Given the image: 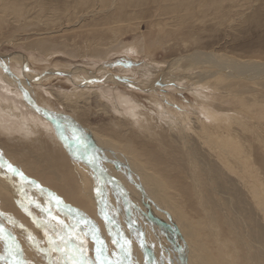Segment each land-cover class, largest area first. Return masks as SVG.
Listing matches in <instances>:
<instances>
[{
  "label": "rangeland",
  "instance_id": "obj_1",
  "mask_svg": "<svg viewBox=\"0 0 264 264\" xmlns=\"http://www.w3.org/2000/svg\"><path fill=\"white\" fill-rule=\"evenodd\" d=\"M225 5L229 6L228 7L229 9L227 11H225L224 13H222V14L218 13L217 14L214 12V10L211 11V9H210V11L207 12V14L202 15V16H197L198 18L196 17L195 19H192L191 22L188 24L172 25V24H170V22L167 23V21H170V19H172L171 16L169 15L168 18L166 16H164L165 18L164 17L162 18V20H163L162 23H164V22L165 23L163 24L164 26L162 28H159V25L156 22V20L158 18L157 16H156V18H155V16L152 18H149V16L152 14L157 15V11H150V12L146 11L144 13L147 17V23L144 25H141V28H140L141 31L144 33V35H143L144 38L142 39V36H140V34H139L140 32H130L129 26L127 24L121 25L120 28L122 27V29H120L121 35L119 37V39H120L119 45L122 48L124 47V49L118 48L114 51L102 50L98 46H94V47L92 46L93 47L92 48L90 42H91V40H93V38L95 36L101 34V32H99L101 29H99L97 31L100 34H98L96 32H92L91 30L94 29V27H91L90 25H88L92 21L91 22L88 21L89 23L87 21L86 22L81 21V23L80 22L77 23L76 21L80 20L79 16L78 17H70L71 20H67V21H66V19H64V21L61 23H59L60 22L59 21L58 22V24L60 25V26L58 25L59 28L57 27V24H56V26L51 25L52 27L49 25L51 27L50 28V27L46 26L45 24H42L43 23L42 20H40V19L37 20V18H32L31 19L32 21L31 20L28 21L30 17H28V18L23 17L21 19L22 21L19 20V23H18V20L13 19V17L11 15H10V17H12V18H10L8 21H5L4 25H1V28H0V53L1 54L4 53V55H7L9 57H8V60L6 59L7 60L6 63L2 59V57H0L1 58V60H0V95H2V98L0 96V99H1V101H0V114H1L0 119L5 114L4 119L6 120V122L10 121L12 124H15V125H9L10 127L7 126L6 127L7 129H6L3 126V125H6V123H4L3 121H2V123L0 122L1 123L0 124V130H1L0 131V145H2V147H3L2 149H4L5 152L8 149L20 152L22 150H25L27 148V146L29 144L31 145V142H34V141L35 142L45 141V142L49 143L48 147L46 146L45 148L40 150L41 152L43 151L42 155L46 156V158H45L46 160L44 159L46 163H44V164L46 166H48V168H46V170H45V168L42 167L40 174L39 173L34 174L31 172H28L26 169V165L24 164V162H21V160L17 156V154L13 153L12 154L13 157L8 156L7 153H5V154L8 156L9 162L14 167L20 168L21 171H23L24 174L30 178V180L36 181V183L41 188L46 187V190L44 188V190H45L44 192H40L39 189H35L37 191L36 194H38L37 195L38 198L31 196V191H32L31 187L32 186H30V188L25 187V191L28 193V195L31 198L35 199L36 201L39 200L38 202L41 205L48 206V205H46V202H45L48 199L47 193L49 191H47V190L48 189L52 190V191H50L52 193L54 191L55 195L58 196L66 205H67V203H68V205L71 204L70 206L72 209L74 208V210H79V211L83 212V214H85V216L87 218L91 219V221H93L98 226L99 230L102 231V232L101 231H99V232H100V234H102L101 236H102L104 242L108 246L109 253H111L112 251L115 250V246L110 241L112 238L107 231V226L105 224L106 222L104 221V219L101 218V215L99 214V209L102 205L100 204L99 201H97L98 200L97 195L94 193V190H93L94 189V187H93L94 181H92L93 180V174L89 170H87V172H86L87 176L85 174L82 176L80 174L81 170L79 171L78 170L79 168L77 169L78 163H76V161L71 156V154L68 150L69 148L66 147L67 144L65 142H63L62 134L64 133V131L59 126V125H64V124L65 125H73V123L70 124L68 122V124H66L67 122L66 121L63 122L61 120L62 118H59V117H61V116L62 117L63 116L69 117L68 115H71V117H69V118L75 122L74 125H76V126H78L80 124V125L84 126L86 128V130L87 129L89 130V127L91 126L93 128V130L97 133H103V132H105V131L107 132L109 130H110V132H112L111 130H113V128L110 126L118 125V124H120V121L126 120L124 118H120V116H121V113L123 110L128 109L127 107H131V105L128 106L129 104H135L136 103L137 104L136 106H139L142 103V105L146 106L147 111H149L150 113H153L151 115L153 117H155L156 119H158L165 126V127H163V129H165L164 130L165 133L170 132V129L168 128V127H170L168 125V122L170 120H172L170 118H172V116H173V118H178L176 116H180L181 121L185 122V126L184 125L183 126L185 128H187V130L189 132L192 133V136L196 135L195 136L196 141H197V135H198L200 142H201L202 140L208 139L209 136L207 133L203 132V130L200 126L201 124H199V122L201 119L204 121H210L209 114H210V111L212 110L213 112L211 111V114H213V113L217 114L218 113L217 115H220L221 113H223V115L225 114L227 116L229 114V118L231 117V119H229V120L232 123L235 122V123H233L234 132L235 133H237V132L241 133L240 135H241L242 141L241 140L240 141L242 144H244L245 149H246L245 153L242 154L243 158L245 155L246 157H249L252 162L257 161V163H258V161H261L262 158L264 159V102H262V101H264V82L262 81L263 84H261L262 83L261 82V83H259L260 84L259 85L257 82L254 81L255 77H250L251 79L249 78V76H247L248 78L245 77L246 76L245 74L248 75L250 72L243 74L244 76L240 72L238 73V75L228 74L229 76H228L227 80L229 82V85H231V88L230 89L226 88V90L225 89L222 90V89H220L219 84L217 83V80L213 78V77L216 78L217 75H219V74L213 75L212 71H215V72L217 71L213 67H210L211 68L210 69L209 67L205 66L207 68V70L205 67H203V70H202V68L200 70L194 68V69H192V71H188V70H184L183 67L181 66L182 63L180 62V58H182V61H183V57L184 58L188 57L190 54H194L197 52H201V53L205 52L208 54L211 53L210 56L216 57L218 59H220V58L224 59L225 58V60L230 61V65H232V63H233L236 66L235 69L238 67H239L238 69L243 68V67H240V66H243L242 65L243 61L252 62L251 64H254V65H256L255 63H264V0H227V1H224L221 5H219L217 10L219 11V10L223 9ZM224 9H226V8H224ZM103 18L104 17L101 16V18H99V20L96 23H102L101 21L103 20ZM26 23H30V24H26ZM75 23H77V24H75ZM32 24H34V25H32ZM2 26H5V27H2ZM44 26H46V27H44ZM133 27H135V25ZM124 28H126V29L123 30ZM33 31H35V32L33 33ZM101 31H102V33H104L105 29L101 30ZM162 31H165V32L163 33ZM18 33L19 34L21 33L22 36L16 37L15 35ZM106 34H107V38H108L109 34L108 33H106ZM24 36H26V37H24ZM45 38L48 40H46ZM142 40H143V43H142ZM41 41H43V43ZM44 41L46 42V45L44 44L45 43ZM140 42H141V44H140ZM37 43H38V45H37ZM40 43H42L43 46H47V49H49V52L51 50L55 49L54 51L50 52V54L51 53L53 54V57H50L52 54L51 55L49 54V56L47 57V55L42 53L43 51L40 49L41 47H39ZM50 44L53 46H51ZM121 44H122V46H121ZM32 45L34 47H32ZM49 45H50V47H49ZM135 46H137V47H135ZM94 48H97V50L100 49L101 52L96 51L94 53L92 52L93 53L92 54L91 50ZM129 48H130V50H129ZM132 49H133V51H132ZM143 50H144V54H143ZM115 51H117V52L115 53ZM18 53L25 54L27 57V58L25 57L26 62H25L24 66L21 65L19 67V63L11 60L12 55L18 54ZM69 53H70L71 57H70ZM113 53H115V54H113ZM94 54H96V55H94ZM97 54H98L99 58L98 57L96 59L93 58V57L97 56ZM108 54H109V56H108ZM4 55H2V56H4ZM36 57H39V58H36ZM101 57H102V60H101ZM177 59H179V60H177ZM184 61H185V59H184ZM235 62H237V64ZM1 63H3L4 65ZM175 63L178 64V66H176ZM226 63H228V62H226ZM239 63H241V64H239ZM174 64L176 67L174 66ZM234 65H232V66H234ZM173 66H174V68H173ZM121 67H123L124 69ZM77 68H83V69L78 71V70H76ZM185 68H188V67L186 66ZM53 69H55V70H53ZM88 69H90L89 70L90 72L86 71ZM180 69H181V71H179ZM25 70L28 72L36 73L37 74L36 76L39 77V80L37 78L32 80L34 82L29 80L26 77L28 73L27 72L25 73ZM204 70L207 72H205ZM209 70H210V74H209ZM54 71H56V72H54ZM9 72L12 75L10 77H9V75H10ZM200 72L201 73L203 72V73L198 74ZM6 73L9 75H7ZM96 73L98 74V77H99L97 79L98 82L97 81L95 82L92 78V76H97ZM187 73H189V74H187ZM195 73L198 74L199 77L193 76L194 78H192L191 76ZM71 74H73V75H71ZM78 75H80V76L78 77ZM113 75H117L118 77L121 76V78L120 79L115 78V77H113ZM189 75H191V76L189 77ZM233 76H235V77H233ZM11 77H13V78H11ZM230 77H233V78H230ZM262 79L264 80V77ZM262 79H259V80H262ZM27 80L29 82L30 87L28 85H25V83H24V82H27ZM200 80H202V81H200ZM230 80L232 81L231 83H233V84L230 83ZM259 80H256V81H259ZM148 81L150 82L149 84L147 83ZM215 81H216V84H218V85L216 86V85L212 84V86H210L211 85L210 83H215ZM76 83H78V84H76ZM235 83L237 85H235ZM150 85L152 87H150ZM203 85H205V86H203ZM213 85H214V87H213ZM6 87H7V89H6ZM10 87H11V89H10ZM76 87H77V89L79 88V89H85V90H91L92 88L95 87L96 90L97 89L99 90L103 99L101 100L100 103L95 97H93L90 100V102H88V103L84 102L83 99H81L82 101H80V104L75 105V103H73V102L68 103V106L65 108V106L64 107L62 106L63 105L62 103L57 101L54 94L52 95V93H51L52 89L56 90L57 92L58 91L63 92L64 93V96L62 95L63 97L66 96L65 98H68V99L72 98L71 100L73 101V99H75V97H72L69 95H72L70 92L73 88L75 89ZM109 87H111L113 89H111ZM114 87H115V89H114ZM203 87H206V88H203ZM209 87H211L212 89H210ZM253 87H255V88H253ZM13 88H15V89H13ZM107 88H108V90H107ZM204 89H206V90H204ZM219 89L222 91H220ZM242 89L247 92L246 95H244V96H245V98L246 97H248V98L245 99L244 96H239L240 98H238V96L236 94H238L237 92H240V90H242ZM7 90H8V92H7ZM13 90L16 92H14ZM116 91H117V93H116ZM14 93H16V95H19V96H16V95H15V97L12 96V95H14ZM63 93H61V94H63ZM234 93H235V95L232 96L231 94H234ZM221 94H223V95H221ZM223 96H224V98H226L225 99L226 101L224 100ZM3 98L5 101L3 100ZM6 98L9 101H6ZM116 98H118V99H116ZM125 98H126V100H125ZM132 99H133V101H132ZM71 100H70V102H71ZM123 100H124V102H123ZM131 101L133 103H131ZM238 101H239V103H238ZM3 102L6 103V106L3 105ZM10 102L11 103L13 102L12 103L13 106H12V104H10ZM14 102H15V104H14ZM127 102L129 103L128 105H127ZM247 102H248V104L250 103L249 105L251 107L247 106L248 105ZM258 102L260 103V105L257 104ZM208 103L209 104L211 103V107L209 106ZM254 103L256 105L255 108L253 107L255 105H251ZM245 104H247V105H245ZM8 105H10V106H8ZM21 105L23 106L22 108H21ZM160 105H162V106H160ZM16 106H17V108H16ZM10 107H11V110H10ZM19 108L21 109V111ZM240 108L242 109V111H246L243 121L245 122L244 124H246V122H247V125L244 129L241 127V125H244V124L237 123L235 121L236 118L234 116L236 114V112L239 113L241 111ZM246 108H248V109L246 110ZM250 108H252V109H250ZM71 109L76 112V115L74 112H72ZM13 110L15 113L12 112ZM238 110H240V111H238ZM6 111L12 117L10 115H7ZM106 111H109V112L107 113ZM118 111H120V112H118ZM221 111H223V112H221ZM4 112H6V113H4ZM22 112H27V113H23V114H26L27 115L26 117H28V118L25 119L24 126L22 127L23 129H21L20 132L19 131L13 132V126L16 127L21 121V120L19 121L18 118H13V117H15L17 115H18L17 117L21 116ZM126 112H127L128 116H131V118L134 121H136V122L138 121V118L136 116H133L132 112H130L129 110H127ZM16 113H17V115H14ZM28 113H30V114L28 115ZM73 113L75 116H73ZM187 114H188V116H187ZM156 115L159 117H157ZM30 116L33 117L32 120L29 119ZM121 117H124V116H121ZM143 117L145 118V116H143ZM247 117H249L250 120ZM34 118H35V120H34ZM42 120H43V122H42ZM191 120H193V121H191ZM196 120H198V125H195V123H194V121H196ZM44 121H46L47 123ZM33 122H35V123H33ZM114 122H115V124H114ZM39 125H41V126L43 125V127L45 128L43 131L44 132L43 136L46 134L44 136L45 140H43V138H40V136H39L38 131L41 130V129H38ZM250 125H258V126L251 127ZM29 126L31 128L35 127L36 130L31 129ZM18 127L20 129V126H18ZM95 127L98 129H96ZM105 127H106V130L104 131ZM114 127L116 128L115 133L117 135L122 134V132H123L121 130V129H123L122 126H121L122 128H119L120 127L119 125L114 126ZM197 128H198V130H197ZM3 130L4 131L7 130L6 131L7 133L4 132ZM157 130L159 131L160 129L157 128ZM119 131H120V133H119ZM133 131H134V129L133 130L130 129V131L127 132V134H130V133L133 134ZM159 132L161 133V131H159ZM194 132H196V133H194ZM15 133H18V134H16L14 136ZM9 134H11V135H9ZM29 134H32V136ZM6 135H8V136L6 137ZM36 135H37V137H36ZM162 135L164 138L165 134H162ZM132 136H134V135H132ZM35 137H36V139H35ZM14 138L16 140H14ZM38 138H39V141H38ZM145 138H146L145 136L141 137L142 140H144ZM31 139H32V141H31ZM53 140H55V141H53ZM164 140L166 141V142L165 141L163 142V144H165L164 148L166 147L164 151L167 153H165L163 156L156 155L155 157H160V158L159 159L155 158V160H153L154 164L158 166V170H157L158 172L156 173V170L154 171V170L148 169L150 172L154 173L155 175L157 174L156 176L160 179L159 181L164 183V189H163V187L156 186L157 189L161 188V190L158 191L161 194H158V195H154V194L148 195V194H144V192L141 193V191L139 192L138 190H134V195L138 199L137 203L140 205V207L143 210H145L147 212L148 216L150 215V213L152 214V216L150 215L148 218L152 219V221H154L153 222V226H154L153 230L156 232V234L158 232V235L155 234L156 236L153 235L155 232L154 231L152 232L151 230H149L150 232H143L144 237L143 236L142 237L144 238L143 240L145 242V245L148 247V245L146 243H150L148 250H150V249L151 250L148 253L144 247L143 248L140 247L139 240L138 241L136 240L137 238H132L133 239L132 243H133L134 251H135L134 255L137 257V259L135 257V260H134L136 262V264L137 263L138 264H145L146 257H149L151 255H152V257H154L155 254L156 255L159 254L158 252H162V247L164 250L163 252L165 253L166 250H169V251H166L167 255H170L172 257L171 259H173L174 261H179V264H183V263L184 264H193V263L195 264V261L192 259L193 254H195L197 256V259L200 260V262L202 261L201 264H209V262H211V264H220V263L225 264L226 261L229 262L226 264H233L234 262H235V264H236V262H237V264H260V263H262V261H264V243H263V240L261 239V237L259 236V232L262 228L264 230V212H263L264 211V199L261 197V194L264 193V184L259 185L260 182L253 179L256 177L254 175L248 174L243 169V164H241V165L236 164V166H235L234 163H230V165L233 166L235 168V170L237 169L236 172H233L231 169L228 168L227 162H226V165H224L222 163V161L218 160V157L215 153L213 156V158L214 157L216 158V159L214 158V160H215L214 165L216 166L217 170L219 169L218 171H220V172H218V173L219 174H225L226 177H228L227 180H229L231 182L229 184L226 181H224L220 184H218V182H217V183H214L213 185H211L209 188H207L206 186H205V188H202L200 186H202V184L205 183L206 180H204V182H200V184L201 183L202 184L201 185L199 184L200 185L199 187L193 186L194 185L193 183L195 181H197V179L195 176H193V170H192V166H191L192 164L189 163V165H190L189 166L188 165V159L186 158V156L184 155L181 157V155H180V154H182L181 151H183L182 149L179 150L180 144L177 143V141H174V143H173V140H176V139L175 138L172 139L169 134L165 135ZM13 141L14 142L18 141L17 143H19L20 145L17 146L16 144H14ZM57 141H59L63 145L66 144V146L64 145L63 149H59L60 145H58L56 143ZM215 141L216 142L219 141V142L216 143ZM148 142L153 143V144L150 143V145H149L150 149H154V148H155V150L158 149V145L155 142L150 141L149 138H148ZM208 142H209L208 143L209 145H207L206 148L208 149V147H209L208 150L211 153H214L215 152L214 150H216V152L220 151L223 148V146L224 147L226 146L223 142H220V140L215 139V137L209 138ZM210 144H212V145H210ZM32 145H34V144H32ZM213 146H214V149H213ZM173 148H174V151H172ZM175 148H176V150H175ZM62 150H63V152H62ZM225 150H226V147H225ZM49 152L51 154H49ZM172 152H173V154H172ZM178 152H180V153L178 154ZM199 152L202 153V156H203L204 153L200 150H199ZM67 153H68V155H67ZM49 155L51 157H48ZM61 155H62V157H61ZM172 155H173V158H172ZM176 155H178L177 156L178 158L176 157ZM53 157H55V159ZM184 157H185V159H184ZM167 158L168 159L170 158L169 159L170 161H168ZM179 158H181V159H179ZM56 159H57V161H56ZM203 159H202V157H200V160H203ZM70 160H72V161H70ZM172 160H173V162H172ZM182 160H184V161H182ZM206 160H210V159L207 158ZM55 161H56V163H55ZM167 161H168V164L171 163V165H168ZM203 161L205 162V159ZM71 162L74 163L75 165L72 164ZM58 166L59 167L61 166V167L59 168ZM166 166H167V170H166ZM173 166H175V168L177 170L176 169L174 170ZM258 166H259V163H258ZM144 167H146V166L144 165ZM170 167H173V168L170 169ZM88 171H89V173H88ZM167 171H168L169 175L166 174ZM50 172H52L54 174H52ZM159 172H160V174H159ZM174 172L177 174V176ZM178 172H180V173L178 174ZM59 174L60 175L62 174V175L60 176ZM88 174L92 177H90ZM161 174H162L163 178L161 177ZM171 174L174 175L173 177H175V178H173V177L171 178V176H172ZM242 175L245 176L246 180H248V181L243 180ZM54 176L57 177V180L55 183L53 182ZM63 177H64V179H63ZM179 177L182 179V181H181V179H179ZM50 178L52 180L48 181V179H50ZM65 178H67V179H65ZM187 180L191 183H189ZM62 181H63V183H62ZM64 181H67V183L65 184ZM68 181H69V183H68ZM130 182H132V185H133L132 188H134V186L137 185L136 183H138L140 181L130 179ZM171 183H173L174 187H171L169 185ZM254 183H256V184H254ZM70 185H71V187H70ZM214 186L216 188L215 190H213ZM218 186H219V188H218ZM63 187H65V188H63ZM175 187H177V188L181 187V188L177 189ZM85 188L88 191L89 195H91V196H89V197L85 196V194L83 192L85 190ZM191 188H194V189H191ZM199 188H201L205 192V193H203L204 195L201 196L200 198L198 197L201 195L199 193ZM175 189H176V192L178 190V192H179V194H181V196L178 195V192L176 194L179 197L176 196L175 192H172V191H175ZM139 190H140V188H139ZM163 190H164V192H163ZM170 190H172V191H170ZM181 190H183V191H181ZM135 191H137V192L135 193ZM166 192H168V193H166ZM206 192H207V194H206ZM194 193H195V195H194ZM196 193H197V195H196ZM111 195H112V198L109 197V195H107L108 197H106V198L111 199V202L114 203L113 205H117L119 203V199L114 195L113 192L111 193ZM163 195H165V196H163ZM229 195H231V196H229ZM148 196H151V197H148ZM65 197L69 198V200H66ZM162 197H163V200H162ZM113 198H115V199H113ZM150 198L155 203L158 202V200L161 202V203L158 202L159 204L156 203L157 205L152 202V204L156 205V206L153 205V210H149L147 208V205H149L148 202H150ZM153 198H154V200H153ZM208 198H210V199L208 200ZM22 199H24V197ZM63 199L66 200V202ZM139 200H140V202H138ZM165 200H166V204H165ZM169 200H171V201H169ZM206 200L209 202H207ZM14 201L15 200H14V196H13L10 199L11 206L8 203L9 207L7 209H6V206H3L1 204L0 213H6L7 212V215L11 214L13 216V219L16 221V225L12 226L11 223H9V221L4 216H0V224H3L5 229L7 231H10L12 233V235L15 236L16 241H18V243L20 244V246L22 248L23 256L26 260L31 261L32 264H46V260L44 259L43 254L38 253L35 250V248L31 246V244L26 239L25 231L22 229L23 232L21 233V230H20L21 228L19 227V225H23L24 229H27L28 232L33 234V236H35L36 239L41 242L40 247H47L46 243L44 242L45 237L43 235V230L40 228H37V226L33 223L32 217L27 215L20 208L19 204L17 202H14ZM141 201H142V204H141ZM81 202H83V203H81ZM25 203H27V200H25ZM80 203L84 206L80 205ZM214 203H216V204H214ZM170 204H172V205H170ZM173 204L174 205L177 204L176 205L177 207L174 206ZM120 205L122 207V204H120ZM33 209H35V210H33ZM37 209H39V208H36L34 205H31V207H30V210L32 211V213L34 215L36 214L35 216L36 217L38 216L37 218H41V216H42L40 213L41 211L39 212L40 213L39 214L38 211L40 209L39 210H37ZM154 209H156V210H154ZM1 210H3V211H1ZM88 210L89 211L91 210L90 212H92L93 214L90 213ZM159 210H162V211L159 212ZM171 210H173V211H171ZM199 210H201V212ZM206 210H207V212H206ZM198 211L200 212V216L198 215V217H197L196 213L199 214ZM52 212H54L53 213L54 215L59 216L60 219H62V220L66 219L67 213L65 211L61 215L60 213H58L56 211L55 208H53ZM169 212L173 216H171L169 214ZM208 212H210V214ZM213 212H215V213H213ZM183 213H185L186 216H188L190 218L185 217V214H183ZM69 214L75 215L74 212L69 213ZM204 214H206V215H204ZM119 215H120V213L117 216L119 217ZM192 215H194V216H192ZM207 215H209V216L207 217ZM63 216H64V218H63ZM123 217H124V215H123ZM161 217H162V219H161ZM201 217H203L202 218L203 220L201 219ZM250 217H252V218H250ZM93 218H96V219H93ZM157 218L159 219V221ZM194 218H195V220H194ZM208 218L210 219V221ZM228 218L230 221L228 220ZM156 219L158 222L156 221ZM169 219H171V220H169ZM246 219H249L250 221L246 220ZM226 220L229 223H227ZM251 220L254 221L256 228H258L257 225L259 226L260 229H257L258 231L253 230L254 226H253ZM174 221H175V223H174ZM200 221L201 222L204 221V222L201 223ZM65 222L67 223L70 221L68 219H66ZM155 222H157V223H155ZM196 222H197V224H196ZM216 222H218L219 224ZM243 223H245V224L243 225ZM157 224H159L162 227H160ZM163 225L167 226V228L164 227ZM170 225H172V226H170ZM16 226H17V228H15ZM189 227L191 229H189ZM215 227L218 228V231H217V228L215 229ZM159 228H160V230H159ZM161 228L164 230H162ZM200 228H202L203 230L201 231ZM192 229H194V230H192ZM206 229H207V231H206ZM236 229H237V231H236ZM113 230H114V228H113ZM174 230L176 231L175 233H174ZM230 230L232 232H230ZM233 230L235 232H233ZM191 231H193V232H191ZM203 231L206 233H204ZM216 231L219 233L222 231L223 233L222 232L221 233L223 234V236L221 233L219 236V233H216ZM241 231L244 232V235H243V232H241ZM164 232H166L168 236H166V233H164ZM150 233H152L151 236L149 235ZM231 233H236L238 237L236 235L234 236V234H231ZM145 234H146V237H145ZM169 234H170V236H169ZM215 234H217V235H215ZM208 235H210V236H208ZM212 235H213V238H212ZM248 235H250L251 237L250 236L247 237ZM103 236L107 240H105ZM195 236H196V238H194ZM252 236H253V238H252ZM208 237H210V238H208ZM232 237H233V239H231ZM157 238H159V240ZM191 238H193L192 241H190ZM237 238H239L238 239L239 241L237 240ZM242 238L244 239V241ZM156 240L158 241V243H161V244L164 243V244L161 246V244H158ZM167 240H169V241H167ZM197 240H198V242H196ZM199 240H201L202 242ZM225 240L226 241L228 240V243L229 242L230 243L228 244L227 242H225ZM134 241H136V242H134ZM233 241H235V243L238 242L239 244L236 245ZM240 241H241V243H240ZM92 242L93 241L91 240L90 237L87 238L88 255L90 257L94 255V252H93L94 243H92ZM217 242H220V244ZM242 242H244V243H242ZM109 243H110V245H109ZM152 243H153V245L150 247V245ZM202 243H204V245ZM225 243L228 245L226 246ZM173 244H176L175 248H174ZM200 244H202L203 246ZM216 244H218V245H216ZM158 245L161 247L160 249H159V247L156 248V246H158ZM230 245L232 247H230ZM233 245H234V247H233ZM235 245H236V247H235ZM254 245H256V246H254ZM211 246L214 248H212ZM222 246H224V247L222 248ZM171 247H172V250L170 249ZM219 247H220V249H219ZM2 248H3V242L0 241V251H2ZM173 248L175 251L173 250ZM224 248L226 250H224ZM228 248H230V250ZM238 248L239 249L241 248V249L239 250ZM254 248H255V250H254ZM187 250H189L187 253L188 255L186 254ZM142 251H143V253H142ZM190 251H191V254L189 253ZM202 251H204L203 253L207 252L208 253V254L206 253L207 256L205 254L202 255L203 254ZM224 251H225V253H224ZM154 252H156V253H154ZM183 252H184V254H183ZM223 253H224V256H223ZM228 253L230 254L229 256L227 255ZM216 254H218V255H216ZM208 255L212 256V257H209V259L207 260L205 258V256L208 257ZM213 255H215L216 259ZM220 255H222V256H220ZM257 256H258V258H257ZM203 257H204V259H203ZM217 257H218L219 261L217 260ZM183 258H184V260H183ZM229 258H230V260H229ZM235 258L238 259L239 261H237ZM141 259H143V260H141ZM224 259H225V262H224ZM226 259H228V260H226ZM182 260H183V262H182ZM187 260H189V261H187ZM214 261H216V262L213 263ZM217 261H218V263H217ZM150 262L151 261H149V263Z\"/></svg>",
  "mask_w": 264,
  "mask_h": 264
},
{
  "label": "bare ground",
  "instance_id": "obj_2",
  "mask_svg": "<svg viewBox=\"0 0 264 264\" xmlns=\"http://www.w3.org/2000/svg\"><path fill=\"white\" fill-rule=\"evenodd\" d=\"M224 1H227V0H0V28H1V25H4L5 24V21H8L10 18H12L13 17V19H15V20H18V23H19V20L20 21H22L21 19L23 18V17H30L29 18V20L28 21H30L32 18H37V20H42V24H45L46 26H48V27H50L51 25H55L56 26V24H57V27H58V22L59 23H61V22H63L64 21V19H66V21L67 20H71L70 19V17H78L79 16V18H80V20H78V21H76L77 23L78 22H80L81 23V21H89V22H91V23H89L88 25H90L91 27H94V29H90L92 32H96V33H98V34H100L99 32H101V34L100 35H97V36H95L94 38H93V40H91V42H90V44H91V47L93 46H98V47H100V49H102V50H107V51H109V50H112V51H114V50H116V49H118V48H122V47H120V45H119V42H120V39H119V37H120V35H121V31H120V29H122V27L120 28V26L121 25H124V24H127L128 26H129V31L130 32H140L139 34H140V36H142V39L144 38V33L141 31V25H144V24H146L147 23V17H146V15H145V13L144 12H150V11H157V15H150L149 16V18H152V17H154L155 16V18H156V16L158 17L157 18V20H156V22H157V24L159 25V28H162L164 25V23H162V18L164 17V16H166L167 18H168V16L170 15L171 16V18L172 19H170V21H167V23L168 22H170V24H172V25H179V24H188V23H190L191 22V20L192 19H195L197 16H202V15H205V14H207V12H209L210 11V9H211V11L212 10H214V12L215 13H224L225 11H227L229 8V6H227V5H225L224 6V8H226V9H221V10H217V8H218V6L219 5H221ZM152 13V12H151ZM156 13V12H155ZM10 15L12 16V17H10ZM101 16H103L104 18H103V20L101 21L102 23H96L98 20H99V18H101ZM165 18V17H164ZM198 18V17H197ZM101 20V19H100ZM154 20V21H155ZM32 21V20H31ZM65 21V22H66ZM17 22V21H16ZM38 22V21H37ZM77 23H75V24H77ZM26 24H30V23H26ZM25 24V25H26ZM40 24V23H39ZM20 25V24H19ZM32 25H34V24H32ZM38 25V24H37ZM36 25V26H37ZM50 25V26H49ZM80 25V24H79ZM87 25V24H86ZM87 25V26H88ZM135 25V27H133ZM151 25V24H150ZM9 26V25H8ZM31 26V25H30ZM46 26H44V27H46ZM60 26V25H59ZM146 26V25H145ZM2 27H5V26H2ZM26 27V26H25ZM29 27V26H28ZM27 27V28H28ZM35 27V26H34ZM40 27V26H39ZM47 27V28H48ZM52 27V26H51ZM50 27V28H51ZM155 27V26H154ZM168 27V26H167ZM182 27V26H181ZM180 27V28H181ZM54 28V27H53ZM59 28V27H58ZM158 28V27H157ZM165 28V27H164ZM172 28V27H171ZM26 29V28H25ZM34 29V28H33ZM99 29H101V30H104L105 29V31H104V33H102V31L100 30L99 32H97ZM126 28H124L123 30H125ZM178 29V28H177ZM184 29V28H183ZM182 29V30H183ZM35 30V29H34ZM39 30V29H38ZM95 30V31H94ZM128 30V29H127ZM181 30V31H182ZM17 31V30H16ZM37 31V30H36ZM18 32V31H17ZM35 31H33V33H34ZM51 32V31H50ZM54 32V31H53ZM57 32V31H56ZM123 32V31H122ZM163 33L165 32V31H162ZM169 32V31H168ZM32 33V34H33ZM39 33V32H38ZM55 33V32H54ZM106 33H108L109 34V36H108V38H107V34ZM129 33V32H128ZM48 34V33H47ZM103 34V35H102ZM28 35V34H27ZM41 35V34H40ZM51 35V34H50ZM53 35V34H52ZM16 37L17 36H22V34L20 33H18V34H16L15 35ZM14 37V36H13ZM24 37H26V36H24ZM23 37V38H24ZM46 37V36H45ZM15 38V37H14ZM43 39V38H42ZM46 39V38H45ZM15 40V39H14ZM46 40H48V39H46ZM12 41V40H11ZM39 41V40H38ZM138 41V40H137ZM36 42V41H35ZM42 43H43V41H41ZM45 42V41H44ZM52 42V41H51ZM134 42V41H133ZM14 43V42H13ZM39 43V42H38ZM38 43H37V45H38ZM42 43H40L39 45V47H41L40 49L43 51L42 53H44L45 55H47V57L49 56V54H50V52H52V51H54L55 49H53V50H51L50 52H49V49H47V46H43L42 45ZM54 43V42H53ZM142 43H143V40H142ZM19 44V43H18ZM45 45H46V42L44 43ZM52 44V43H51ZM50 44V45H51ZM133 44V43H132ZM140 44H141V42H140ZM50 45H49V47H50ZM55 45V44H54ZM136 45V44H135ZM51 46H53V45H51ZM69 46V45H68ZM121 46H122V44H121ZM130 46V45H129ZM140 46V45H139ZM32 47H34L33 45H32ZM90 47V46H89ZM92 47V48H93ZM97 47V48H98ZM126 47V46H125ZM135 47H137V46H135ZM141 47V46H140ZM139 47V48H140ZM97 48H94V49H92L91 50V53L93 52H96V51H99V52H101L100 51V49L99 50H97ZM132 48V47H131ZM122 49H124V47L122 48ZM137 49V48H136ZM33 50V49H32ZM58 50V49H57ZM60 50V49H59ZM120 50V49H119ZM129 50H130V48H129ZM139 50V49H138ZM36 51V50H35ZM71 51V50H70ZM90 51V50H89ZM106 51V52H107ZM132 51H133V49H132ZM37 52V51H36ZM117 51H115V53H116ZM120 52V51H119ZM129 52V51H128ZM136 52V51H135ZM64 53V52H63ZM92 53V54H93ZM109 53V52H108ZM111 53V52H110ZM115 53H113V54H115ZM139 53V52H138ZM137 53V54H138ZM141 53V52H140ZM52 54V53H51ZM50 54V55H51ZM143 54H144V50H143ZM2 55H4V53L3 54H1L0 53V57H2V59L5 61V63L7 62V60H8V57L9 56H7V55H4V56H2ZM69 55H70V53H69ZM68 55V56H69ZM73 55V54H72ZM94 55H96V54H94ZM211 55V53L210 54H208V53H205V52H197V53H194V54H190L188 57H183V61H182V58H180V62L182 63L181 64V66L183 67V69L184 70H188V71H192V69H198V70H200L201 68H202V70H203V67H205V66H207V67H213L214 69H216L217 71L215 72V71H212V73H213V75H215V74H219V75H217V77L215 78V77H213L214 79H216L217 80V83L219 84V87H220V89H222V90H226V88L228 89H230L231 88V85H229V82H228V74H235V75H238V73L240 72L242 75L243 74H245V73H249L248 75L247 74H245L246 76L245 77H247V76H249V78L250 77H255L254 79V81L255 82H257L258 84L259 83H261L262 81L264 82V80L262 79L263 77H264V63H255L256 65H254V64H251L252 62H245V61H243V66H240V67H243V68H240V69H238V68H236L235 69V65L232 63V65H234V66H232V65H230V61H227V60H225V58L224 59H222V58H220V59H218V58H216V57H213V56H210ZM32 56V55H31ZM43 56V55H42ZM90 56V55H89ZM108 56H109V54H108ZM25 57H26V55L25 54H22V53H18V54H14V55H12V58H11V60H13V61H16L17 63H19V67L22 65V66H24L25 65V62H26V59H25ZM40 57V56H39ZM39 57H36V58H39ZM46 57V58H47ZM50 57H53V54L50 56ZM70 57H71V55H70ZM99 58V56H98V54H97V56H95V57H93V58ZM27 58V57H26ZM41 58V57H40ZM45 58V59H46ZM7 59V60H6ZM51 59V58H50ZM72 59V58H71ZM81 59V58H80ZM176 59V58H175ZM184 59H185V61H184ZM0 60H1V58H0ZM49 60V59H48ZM93 60V59H92ZM101 60H102V57H101ZM177 60H179V59H177ZM98 61V60H97ZM249 61V60H248ZM226 62H228V63H226ZM245 62V63H244ZM174 63V62H173ZM236 64H237V62H235ZM1 64H3V63H1ZM102 64V63H101ZM176 64V63H175ZM175 64H174V66H175ZM239 64H241V63H239ZM4 65V64H3ZM146 65V64H145ZM184 65V66H183ZM245 65V66H244ZM174 66H173V68H174ZM176 66H178V64H176ZM175 66V67H176ZM188 67V68H185V67ZM3 67V66H2ZM7 68V67H6ZM121 68H123V67H121ZM206 68V67H205ZM204 68V69H205ZM5 69V68H4ZM67 69V68H66ZM83 68H77L76 70H78V71H80V70H82ZM124 69V68H123ZM211 69V68H210ZM53 70H55V69H53ZM70 70V69H69ZM68 70V71H69ZM90 69H88V70H86L87 72H90L89 71ZM97 70V69H96ZM95 70V71H96ZM99 70V69H98ZM127 70V69H126ZM169 70V69H168ZM201 70V71H202ZM206 70H207V68H206ZM93 71V70H92ZM179 71H181V69L179 70ZM205 71V70H204ZM203 71V72H204ZM28 73L27 74V78L29 79V80H34L35 78H37V74L36 73H34V72H28V71H26L25 70V73ZM54 72H56V71H54ZM98 72V71H97ZM166 72V71H165ZM202 72V73H203ZM205 72H207V71H205ZM10 73V72H9ZM72 73V72H71ZM76 73V72H75ZM95 73V72H94ZM201 72L200 73H198V74H202ZM237 73V74H236ZM7 74V73H6ZM74 74V73H73ZM73 74H71V75H73ZM93 74V73H92ZM187 74H189V73H187ZM191 74V73H190ZM198 74H193L192 76L191 75H189V77L191 76L192 78H194L193 76H197V77H199V75ZM205 74V73H204ZM209 74H210V70H209ZM240 74V75H241ZM7 75H9V74H7ZM29 75V76H28ZM75 75V74H74ZM77 75V74H76ZM96 75L97 76H92V78H93V80L96 82L97 81V79L99 78L98 77V74L96 73ZM101 75V74H100ZM207 75V74H206ZM10 76H12L11 75V73H10V75H9V77ZM80 75H78V77H79ZM202 76V75H201ZM244 76V75H243ZM97 77V78H96ZM113 77H115V78H118V79H120L121 78V76L120 77H118L117 75H113ZM210 77V76H209ZM233 77H235V76H233ZM233 77H230V78H233ZM239 77V76H238ZM237 77V78H238ZM11 78H13V77H11ZM41 78V77H40ZM76 78V77H75ZM240 78V77H239ZM248 78V77H247ZM246 78V79H247ZM15 79V78H14ZM198 79V78H197ZM212 79V78H211ZM241 79V78H240ZM243 79V78H242ZM251 79V78H250ZM259 79H262V80H259ZM25 80V79H24ZM39 80V79H38ZM37 80V81H38ZM111 80V79H110ZM109 80V81H110ZM161 80V79H160ZM256 80H259V81H256ZM42 81V80H41ZM77 81V80H76ZM200 81H202V80H200ZM234 81V80H233ZM7 82V81H6ZM32 82H34V81H32ZM98 82V81H97ZM114 82V81H113ZM124 82V81H123ZM144 82V81H143ZM208 82V81H207ZM232 81L230 80V83H231ZM263 82L261 83V84H263ZM8 83V82H7ZM11 83V82H10ZM25 83V85H28L29 86V82H28V80H27V82H24ZM83 83V82H82ZM108 83V82H107ZM142 83V82H141ZM148 84L150 83L149 81L147 82ZM146 83V84H147ZM199 83V82H198ZM237 83V82H236ZM235 83V85H237ZM256 83V84H257ZM3 84V83H2ZM13 84V83H12ZM76 84H78V83H76ZM211 85L210 86H212V84H214V85H218V84H216V81H215V83H210ZM231 84H233V83H231ZM257 84V85H258ZM7 85V84H6ZM94 85V84H93ZM142 85V84H141ZM152 85V84H151ZM150 85V87H152ZM154 85V84H153ZM194 85V84H193ZM208 85V84H207ZM214 85H213V87H214ZM260 85V84H259ZM76 86V85H75ZM74 86V87H75ZM78 86V85H77ZM106 86V85H105ZM203 86H205V85H203ZM30 87V86H29ZM165 87V86H164ZM218 87V88H219ZM246 87V86H245ZM250 87V86H249ZM16 88V87H15ZM15 88H13V89H15ZM104 88V87H103ZM109 88H111V87H109ZM202 88V87H201ZM203 88H206V87H203ZM210 89H212L211 87H209ZM233 88V87H232ZM253 88H255V87H253ZM6 89H7V87H6ZM10 89H11V87H10ZM91 89V88H90ZM111 89H113V88H111ZM114 89H115V87H114ZM219 89V90H220ZM2 90V89H1ZM19 90V89H18ZM101 90V89H100ZM106 90V89H105ZM107 90H108V88H107ZM106 90V91H107ZM195 90V89H194ZM204 90H206V89H204ZM222 90H220V91H222ZM236 90V89H235ZM234 90V91H235ZM14 91V90H13ZM50 91V90H49ZM111 91V90H110ZM7 92H8V90H7ZM14 92H16V91H14ZM104 92V91H103ZM102 92V93H103ZM108 92V91H107ZM120 92V91H119ZM197 92V91H196ZM12 93V92H11ZM51 93H52V95L54 94V96H55V98L57 99V101H59L60 103H62L63 105V107L65 106V108L68 106V103H75V105L76 104H80V101H82L81 99H83V101L84 102H90V100L93 98V97H95L98 101H99V103L101 102V100L103 99L102 98V95H101V93L99 92V90L97 89H95V87L94 88H92L91 90H85V89H77V87L74 89H72L71 90V94L72 95H69V96H72V97H75V99H73V101L71 100V99H68V98H65V97H63L64 96V93L63 92H57L56 90H54V89H52V91H51ZM61 93H63V94H61ZM66 93V92H65ZM69 93V92H68ZM116 93H117V91H116ZM205 93V92H204ZM203 93V94H204ZM238 94H236L237 96H238V98H240L239 96H244V95H246V91H244L243 89L242 90H240V92H237ZM109 94V93H108ZM126 94V93H125ZM129 94V93H128ZM15 95H16V93H14V95H12V96H14L15 97ZM63 95V96H62ZM196 95V94H195ZM202 95V94H201ZM221 95H223V94H221ZM225 95V94H224ZM232 96L233 95H235V93L234 94H231ZM1 96V98H2V95H0ZM16 96H19V95H16ZM68 96V97H69ZM123 96V95H122ZM104 97V96H103ZM114 98V97H113ZM127 98V97H126ZM126 98H125V100H126ZM129 98V97H128ZM132 98V97H131ZM223 98H224V96H223ZM237 98V99H238ZM244 98H245V96H244ZM246 98H248V97H246ZM245 98V99H246ZM116 99H118V98H116ZM122 99V98H121ZM130 99V98H129ZM226 98H224V100H225ZM254 99V98H253ZM3 100H4V98H3ZM20 100V99H19ZM70 100H71V102H70ZM200 100V99H199ZM240 100V99H239ZM251 100V99H250ZM0 101H1V99H0ZM5 101V100H4ZM6 101H9V100H7V98H6ZM12 101V100H11ZM14 101V100H13ZM130 101V100H129ZM132 101H133V99H132ZM131 101V103H133ZM136 101V100H135ZM134 101V102H135ZM154 101V100H153ZM193 101V100H192ZM201 101V100H200ZM226 101V100H225ZM245 101V100H244ZM243 101V102H244ZM18 102V101H17ZM123 102H124V100H123ZM126 102V101H125ZM254 102V101H253ZM262 102H264V101H262ZM13 103V102H12ZM11 102H10V104H12ZM22 103V102H21ZM155 103V102H154ZM238 103H239V101H238ZM14 104H15V102H14ZM18 104V103H17ZM114 104V103H113ZM116 104V103H115ZM129 103L127 102V105H128ZM139 104V103H138ZM209 104V103H208ZM247 104H248V102H247ZM247 104H245V105H247ZM250 104V103H249ZM247 105V106H250V105ZM257 104H259L260 105V103L258 102ZM262 104V103H261ZM3 105H5L6 106V103H4L3 102ZM34 105V104H33ZM131 105V107H127L128 109H126V110H121L122 111V113H121V116H124V117H121L120 116V118H124V119H126L125 121H120V124H118L120 127L119 128H122L123 127V129H121L123 132H122V134H120V135H117L116 133H115V127L114 126H118V125H112V126H110V127H112L113 128V130H111L112 132H110V130L109 131H105L106 130V127H105V129H104V131L105 132H103V133H97V132H95L94 130H93V128L90 126L89 127V130L87 129L86 130V128L84 127V126H82V125H78V126H76V125H74V121H72V119H70L69 117H71V115H68L69 117H66V116H61V117H59V118H62L61 120L64 122V121H66L67 123L66 124H68V122L70 123V124H72L73 123V125H59L60 126V128L64 131V133L62 134V138H63V142H65L66 144H67V146H66V144H64L66 147H68L69 149V152H70V154H71V156L73 157V159L76 161V163H78V167H77V169L80 171L81 170V172H80V174L83 176L84 174L86 175L87 173V170H89L92 174H93V180L92 181H94V185H93V187H94V193L96 194V191H95V189L97 188V186H98V180H99V186L101 187V189H102V191L103 192H105L106 193V197H108L107 195H109V197H111L112 198V195H111V193L113 192L114 193V195L119 199V203L117 204V205H113L114 203H112L111 202V199H107V201H108V203H109V205L112 207V208H115V209H118V214L120 213V215H119V217L118 216H116V219L118 220V226L120 227V229H122V231H123V233H124V235H125V237L127 238V239H129L130 241H131V256H132V259L133 260H135V251H134V246H133V243H132V238H137L138 237V234H142V236L144 237V235H143V232H150L149 230H151L152 232L154 231L153 229H154V226H153V222L154 221H152V219H149L148 217L151 215L152 216V214L150 213V215L148 216L147 215V212L145 211V210H143L141 207H140V205L137 203V198H136V196L134 195V190H138L139 192L141 191V193L142 192H144V194H148V195H151V194H154V195H158V194H161L160 192H158L159 190H161V188L160 189H157L156 188V186H160V187H163V189H164V183L163 182H161V181H159L160 179L154 174V173H152V172H150L149 170H156V173L158 172L157 170H158V166L157 165H155L154 164V162H153V160H155V158L156 159H159L160 157H155L156 155H161V156H163L165 153H167V152H165L164 150H165V148H164V146H165V144H163V142L165 141L164 139H165V135L166 134H169L170 136H171V138L173 139V138H175L176 140H173V143H174V141H177V143H179L180 144V149L179 150H183V151H181L182 152V154H180L181 155V157L182 156H186V158L188 159V165H189V163H191L192 165V170H193V176H195L196 177V179H197V181H193L194 183V185L193 186H196V187H199L201 184H200V182H204V180H206L205 181V183L204 184H202V186H200V187H202V188H205V186L207 187V188H209L211 185H213L214 183H217L218 182V184H220V183H222V182H224V181H226L228 184L231 182V181H229V180H227V178L228 177H226V175L225 174H219L218 172H220V171H218L217 169H216V166L214 165V158H213V156H214V154L216 153V155H217V157H218V160L219 161H222V163L224 164V165H226V162L228 163V168L229 169H231L233 172H236V170H235V168L233 167V166H231L230 165V163H234V165L236 166V164H238V165H241V164H243V169L248 173V174H250V175H254L256 178H253L254 180H256V181H258V182H260V184L259 185H261V184H264V159L262 158V160L261 161H258V163H259V166H258V163H257V161H254V162H252L251 161V159L249 158V157H246L245 155H244V158L242 157V154H244L245 153V151H246V149H245V146H244V144H242L241 143V133L240 132H237V133H235L234 132V129H233V123H235V122H231L229 119H231V117L229 118V114H228V116L227 115H223V113H221L220 115H217V114H215V113H213V114H211V111H210V114H209V119H210V121H204V120H200V122H199V124H201L200 126H201V128H202V130H203V132L204 133H207L208 134V136H209V138H212V137H215V139H217V140H220V142H223L226 146V150H225V147L223 146V148L220 150V151H217L216 152V150H214L215 152L214 153H211V152H209V147H208V149L206 148L207 147V145H209L208 143V140H209V138L208 139H206V140H202L201 142H200V139H199V137H198V135H197V141H196V138H195V136H192V133L191 132H189L188 130H187V128H185L184 126H185V122L184 121H181V119H180V116H176V117H178V118H173V116H172V118H170V119H172V120H170L169 122H168V125L170 126V127H168L169 129H170V132H167V133H165L164 132V130L165 129H163V127H165L158 119H156L155 117H153L151 114H153V113H150L149 111H147V108H146V106H144V105H142V103L139 105V106H136L137 104L135 103V104H129L128 106H130ZM195 105V104H194ZM251 105H255V103L254 104H251ZM8 106H10V105H8ZM12 106H13V104H12ZM115 106V105H114ZM118 106V105H117ZM116 106V107H117ZM160 106H162V105H160ZM207 106V105H206ZM209 106L211 107V103L209 104ZM23 106L21 105V108H22ZM25 107V106H24ZM180 107V106H179ZM251 107V106H250ZM254 108L256 107V105L255 106H253ZM14 108V107H13ZM16 108H17V106H16ZM15 108V109H16ZM80 108V107H79ZM87 108V107H86ZM111 108V107H110ZM201 108V107H200ZM205 108V107H204ZM215 108V107H214ZM8 109V108H7ZM20 109V108H19ZM27 109V108H26ZM69 109V108H68ZM89 109V108H88ZM87 109V110H88ZM122 109V108H121ZM164 109V108H163ZM208 109V108H207ZM241 109V108H240ZM248 108H246V110H247ZM250 109H252V108H250ZM257 109V108H256ZM3 110V109H2ZM10 110H11V107H10ZM31 110V109H30ZM72 110V109H71ZM75 110V109H74ZM120 110V109H119ZM127 110H129L130 112H132L133 113V116H136L137 118H138V123L136 122V121H134L132 118H131V116H128V114H127ZM165 110V109H164ZM188 110V109H187ZM245 110V109H244ZM20 111H21V109H20ZM26 111V110H25ZM238 111H240V110H238ZM7 112V111H6ZM6 112H4V113H6ZM10 112V111H9ZM12 112H14V110L12 111ZM30 112V111H29ZM72 112H74L75 113V115H76V112L75 111H73L72 110ZM80 112V111H79ZM107 113L109 112V111H106ZM118 112H120V111H118ZM192 112V111H191ZM213 112V111H212ZM216 112V111H215ZM221 112H223V111H221ZM225 112V111H224ZM245 112L246 111H242V109H241V111L239 112V113H237L236 112V114L234 115L235 116V121L237 122V123H239V124H244L245 122L243 121V119H244V116H245ZM249 112V111H248ZM252 112V111H251ZM3 113V114H4ZM15 113V112H14ZM23 113H27V112H22V114H21V116H19V117H17L18 115H17V113L16 114H14V115H17V116H15V117H13V118H18L19 119V121H20V123L16 126V127H14L13 126V132L14 131H19L20 132V130L21 129H23L22 127L24 126V121H25V119H27L28 117H26L27 115L26 114H23ZM74 113H73V116H75L74 115ZM83 113V112H82ZM181 113V112H180ZM193 113V112H192ZM227 113V112H226ZM7 115H10L8 112L6 113ZM30 113H28V115H29ZM34 114V113H33ZM174 114V113H173ZM195 114V113H194ZM251 114V113H250ZM1 115V114H0ZM79 115V114H78ZM155 115V114H154ZM216 115V116H215ZM232 115V114H231ZM11 116V115H10ZM143 116H145V118L143 117ZM157 116V115H156ZM187 116H188V114H187ZM194 116V115H193ZM215 116V117H214ZM1 117V116H0ZM4 117H5V114H4V116L0 119V122L2 123V121L4 122V123H6V125H3L5 128L7 127V126H9V125H15V124H12L10 121H7L6 122V120L4 119ZM12 117V116H11ZM35 117V116H34ZM157 117H159V116H157ZM171 117V116H170ZM183 117V116H182ZM208 117V116H207ZM206 117V118H207ZM32 116H30V120H32ZM43 118V117H42ZM79 118V117H78ZM247 118H249V117H247ZM40 119V118H39ZM38 119V120H39ZM189 119V118H188ZM191 119V118H190ZM208 119V120H209ZM233 119V118H232ZM5 120V121H4ZM34 120H35V118H34ZM59 120V119H58ZM249 120H250V118H249ZM23 121V122H22ZM163 121V120H162ZM191 121H193V120H191ZM38 122V121H37ZM42 122H43V120H42ZM44 122H46V121H44ZM166 122V121H165ZM0 123V124H1ZM29 123V122H28ZM31 123V122H30ZM33 123H35V122H33ZM39 123V122H38ZM47 123V122H46ZM164 123V122H163ZM191 123V122H190ZM194 123H195V125H198V120H196V121H194ZM193 123V124H194ZM44 124V123H43ZM114 124H115V122H114ZM165 124V123H164ZM189 124V123H188ZM192 124V125H193ZM47 125V124H46ZM49 125V124H48ZM111 125V124H110ZM184 125V126H183ZM246 125H247V122H246V124H244V125H241V127L244 129L245 127H246ZM18 126H20V129H19V127ZM34 126V125H33ZM51 126V125H50ZM122 126V127H121ZM251 127H255V126H258V125H250ZM10 127V126H9ZM30 127V126H29ZM49 127V126H48ZM3 128V127H2ZM31 128V127H30ZM96 128V127H95ZM94 128V129H95ZM157 128L158 129H160L159 131H161V133L162 134H165L164 135V138H163V135L157 130ZM196 128V127H195ZM7 129V128H6ZM31 129H33V130H36V128L35 127H32ZM38 129H41L40 131H38V133H39V136H40V138H43V140H45L44 139V136L46 135H44L43 136V131H44V127H43V125L41 126V125H39L38 126ZM96 129H98V128H96ZM130 129H134V131H133V134H127V132H129L130 131ZM10 130V129H9ZM144 130V131H143ZM168 130V129H167ZM166 130V131H167ZM190 130V129H189ZM197 130H198V128H197ZM1 131V130H0ZM4 131V130H3ZM7 131V130H6ZM6 131H4V132H6ZM24 131V130H23ZM55 131V130H54ZM97 131V130H96ZM194 131V130H193ZM10 132V131H9ZM8 132V133H9ZM102 132V131H101ZM2 133V132H1ZM7 133V132H6ZM27 133V132H26ZM52 133V132H51ZM119 133H120V131H119ZM194 133H196V132H194ZM16 134H18V133H15L14 134V136L16 135ZM199 134V133H198ZM9 135H11V134H9ZM20 135V134H19ZM29 135H31L32 136V134H29ZM132 135H134V136H132ZM206 135V134H205ZM8 135H6V137H7ZM35 136V135H34ZM38 136V137H39ZM54 136V135H53ZM142 136H145L146 138L144 139V140H142L141 139V137ZM160 138H159V137ZM17 137V136H16ZM23 137V136H22ZM36 137H37V135H36ZM36 137H35V139H36ZM135 137V138H134ZM169 137V136H168ZM167 137V138H168ZM10 138V137H9ZM19 138V137H18ZM21 138V137H20ZM47 138V137H46ZM148 138L150 139V141H152V142H155L157 145H158V149L157 150H155V148L154 149H150V147H149V145H150V143L148 142ZM201 138V137H200ZM23 139V138H22ZM48 139V138H47ZM14 140H16L15 138H14ZM24 140V139H23ZM27 140V139H26ZM51 140V139H50ZM56 140V139H55ZM55 140H53V141H55ZM241 140V141H240ZM19 141V140H18ZM17 141V142H18ZM31 141H32V139H31ZM37 141V140H36ZM38 141H39V138H38ZM10 142V141H9ZM14 142V141H13ZM17 142H14V144H16L17 146L18 145H20L19 143H17ZM21 142V141H20ZM28 142V141H27ZM51 142V141H50ZM62 142V141H61ZM166 142V141H165ZM216 142V141H215ZM219 142V141H218ZM218 142H216V143H218ZM30 143V142H29ZM58 145H60L59 146V149H63V147H64V145L62 144V143H60L59 141H57L56 142ZM176 143V144H177ZM11 144V143H10ZM32 144H34V145H32ZM151 144H153V143H151ZM172 144V143H171ZM32 145V146H31ZM31 145L29 144L28 146H27V148L25 149V150H22V151H20V152H17V151H15V150H6V152L4 151V149H2L3 147H2V145H0V153H2L3 154V157H4V160H6L8 163H10L9 162V159H8V156H12V154L13 153H15V154H17V156L20 158V160H21V162H24V164L26 165V169H27V171L28 172H31V173H34V174H40V172H41V170H42V167L43 168H45V170H46V168H48V166H46L44 163H46L45 162V158H46V156H43L42 155V152L40 151V150H42L43 148H45L46 146L48 147L49 146V143H47V142H45V141H40V142H31ZM178 145V144H177ZM210 145H212V144H210ZM16 146V147H17ZM155 146V145H154ZM174 146V145H173ZM172 146V147H173ZM179 146V145H178ZM65 147V148H66ZM169 147V146H168ZM222 147V146H221ZM54 148V147H53ZM217 148V147H216ZM34 149V150H33ZM213 149H214V146H213ZM218 149V148H217ZM21 150V149H20ZM175 150H176V148H175ZM199 150L200 151H202L204 154H203V156H202V153H200L199 152ZM169 151V150H168ZM172 151H174V148L172 149ZM47 152V151H46ZM62 152H63V150H62ZM158 152V153H157ZM5 153H7L8 154V156L5 154ZM66 153V152H65ZM180 152H178V154H179ZM49 154H51L50 152H49ZM172 154H173V152H172ZM255 154V153H254ZM67 155H68V153H67ZM167 155V154H166ZM258 155V154H257ZM60 156V155H59ZM171 156V155H170ZM178 155H176V157H177ZM13 157V156H12ZM48 157H51L50 155L48 156ZM61 157H62V155H61ZM95 158L94 159V162L93 163H88V160H89V158ZM200 157H202V159L204 158L205 159V162L203 161V160H200ZM254 157V156H253ZM54 159H55V157H53ZM57 158V157H56ZM172 158H173V155H172ZM178 158V157H177ZM207 158H209L210 160H206ZM16 159V158H15ZM45 159V160H44ZM67 159V158H66ZM168 159V158H167ZM170 159V158H169ZM168 159V161H170ZM179 159H181V158H179ZM184 159H185V157H184ZM216 159V158H215ZM161 160V159H160ZM174 160V159H173ZM173 160H172V162H173ZM56 161H57V159H56ZM56 161H55V163H56ZM70 161H72V160H70ZM168 161H167V164H168ZM182 161H184V160H182ZM187 161V160H186ZM142 164H141V163ZM161 162V161H160ZM245 162V163H244ZM72 163V162H71ZM170 163V162H169ZM44 164V165H43ZM72 164H74V163H72ZM164 164V163H163ZM252 164V165H251ZM48 165V164H47ZM75 165V164H74ZM77 165V164H76ZM144 165L146 166V167H144ZM161 165V164H160ZM159 165V166H160ZM168 165H171V163L170 164H168ZM167 165V166H168ZM173 165V164H172ZM178 165V164H177ZM176 165V166H177ZM217 165V164H216ZM66 166V165H65ZM73 166V165H72ZM71 166V167H72ZM167 166H166V170H167ZM190 166V165H189ZM59 167V166H58ZM61 167V166H60ZM59 167V168H60ZM174 167V168H173ZM173 167H170V169L171 168H173L174 170L176 169L175 168V166H173ZM225 167V166H224ZM18 168V167H17ZM218 168V167H217ZM223 168V167H222ZM240 168V167H239ZM20 171H21V169L20 168H18ZM66 169V168H65ZM149 169V170H148ZM165 169V168H164ZM169 169V170H170ZM172 169V170H173ZM183 169V168H182ZM181 169V170H182ZM242 169V168H241ZM240 169V170H241ZM52 170V169H51ZM168 170V171H169ZM177 170V169H176ZM225 170V169H224ZM239 170V171H240ZM6 171V169H0V206H1V204L3 205V206H6V209L9 207L8 206V203H9V205L11 206V202H10V199L14 196V202H17L18 200H21L22 198H23V196L19 193V191H18V186H15V185H18L19 184V178L18 177H13L12 179H8L5 175H3V173ZM59 171V170H58ZM62 171V170H61ZM71 171V170H70ZM89 171H88V173H89ZM168 171L166 172V174L167 175H169L168 174ZM187 171V170H186ZM190 171V170H189ZM23 172V171H22ZM73 172V171H72ZM78 172V171H77ZM163 172V171H162ZM24 173V172H23ZM48 173V172H47ZM50 173H52V172H50ZM175 173V172H174ZM180 172H178V174H179ZM184 173V172H183ZM191 173V172H190ZM240 173V172H239ZM52 174H54V173H52ZM127 174V175H126ZM159 174H160V172H159ZM176 174V173H175ZM233 174V173H232ZM241 174V173H240ZM25 175V174H24ZM49 175V174H48ZM60 175V174H59ZM62 175V174H61ZM60 175V176H61ZM80 175V176H81ZM89 175V174H88ZM172 175V174H171ZM170 175V176H171ZM188 175V174H187ZM237 175V174H236ZM26 176V175H25ZM72 176V175H71ZM77 176V175H76ZM87 176V175H86ZM90 176V175H89ZM164 176V175H163ZM169 176V177H170ZM174 175H172L171 176V178L173 177ZM176 176H177V174H176ZM231 176V175H230ZM243 176V175H242ZM27 177V176H26ZM59 177V176H58ZM65 177V176H64ZM64 177H63V179H64ZM79 177V176H78ZM90 177H92V176H90ZM132 179V180H138V181H140V182H138V183H136L137 185H135L134 186V188H132V182H130V179ZM161 177H162V174H161ZM181 177V176H180ZM179 177V179H181ZM189 177V176H188ZM241 177V176H240ZM27 178H29V177H27ZM88 178V177H87ZM97 178H98V180H97ZM163 178V177H162ZM173 178H175V177H173ZM233 178V177H232ZM242 178V177H241ZM30 179V178H29ZM46 179V178H45ZM62 179V178H61ZM65 179H67V178H65ZM168 179V178H167ZM178 179V178H177ZM187 179V178H186ZM202 179V180H201ZM236 179V178H235ZM52 179L50 178V179H48V181H51ZM56 180H57V177L56 176H54V183L56 182ZM142 180V181H141ZM169 180V179H168ZM172 180V179H171ZM175 180V179H174ZM173 180V181H174ZM243 180H245V181H248V180H246V177L245 176H243ZM251 180V179H250ZM60 181V180H59ZM181 181H182V179H181ZM188 181V180H187ZM14 182H15V185H14ZM58 182V181H57ZM65 182V184L67 183V181H64ZM77 182V181H76ZM170 182V181H169ZM176 182V181H175ZM180 182V181H179ZM189 182V181H188ZM253 182V181H252ZM62 183H63V181H62ZM68 183H69V181H68ZM189 183H191V182H189ZM238 183V182H237ZM135 184V183H134ZM200 184V185H199ZM227 184V185H228ZM252 184V183H251ZM254 184H256V183H254ZM53 185V184H52ZM81 185V184H80ZM171 187H174V185H173V183H171V184H169ZM190 185V184H189ZM216 185V184H215ZM224 185V184H223ZM258 185V186H259ZM30 186H32V185H28V184H25L24 185V187H28V188H30ZM49 186V185H48ZM56 186V185H55ZM169 186V187H170ZM222 186V185H221ZM225 186V185H224ZM33 187V188H32ZM31 187V189H32V191H31V196H33V197H36V198H38V194H36L37 193V191L35 190V189H39V188H37V187H34V186H32ZM44 187V186H43ZM68 187V186H67ZM70 187H71V185H70ZM88 187V186H87ZM117 187V188H116ZM166 187V186H165ZM191 187V186H190ZM217 187V186H216ZM260 187V186H259ZM258 187V188H259ZM45 188V190H46V187H44ZM43 188V189H44ZM52 188V187H51ZM63 188H65V187H63ZM69 188V187H68ZM139 188H140V190H139ZM175 188H177V187H175ZM179 188V187H178ZM177 188V189H178ZM181 188V187H180ZM179 188V189H180ZM218 188H219V186H218ZM231 188V187H230ZM72 189V188H71ZM169 189V188H168ZM174 189V188H173ZM186 189V188H185ZM191 189H194V188H191ZM216 188H215V186H214V189L213 190H215ZM63 190V189H62ZM73 190V189H72ZM92 190V189H91ZM189 190V189H188ZM209 190V189H208ZM260 190V189H259ZM47 191H52V190H47ZM70 191V190H69ZM170 191H172V190H170ZM181 191H183V190H181ZM222 191V190H221ZM225 191V190H224ZM75 192V191H74ZM84 192V194H85V196H87V197H89V196H91V195H89V193H88V191L86 190V188H85V190L83 191ZM92 192V191H91ZM137 191H135V193H136ZM163 192H164V190H163ZM172 192H175V194L178 192V190H177V192H176V189H175V191H172ZM171 192V193H172ZM194 192V191H193ZM192 192V193H193ZM214 192V191H213ZM238 192V191H237ZM52 193V192H51ZM53 193H54V191H53ZM93 193V192H92ZM166 193H168V192H166ZM191 193V192H190ZM199 193L201 194H199L200 196H198L199 198L201 197V196H203L204 194L203 193H205L201 188H199ZM55 194V193H54ZM59 194V193H58ZM69 194V193H68ZM173 194V193H172ZM206 194H207V192H206ZM97 195V194H96ZM166 195V194H165ZM165 195H163V196H165ZM178 195L179 196H181V194H179V192H178ZM177 194H176V196H178ZM194 195H195V193H194ZM196 195H197V193H196ZM211 195V194H210ZM232 195V194H231ZM231 195H229V196H231ZM62 196V195H61ZM65 196V195H64ZM140 196V195H139ZM144 196V195H143ZM142 196V197H143ZM178 196V197H179ZM233 196V195H232ZM235 196V195H234ZM48 197V196H47ZM70 197V196H69ZM141 197V196H140ZM148 197H151V196H148ZM193 197V196H192ZM211 197V196H210ZM261 197L264 199V193H262L261 194ZM207 198V197H206ZM205 198V199H206ZM44 199V198H43ZM65 199L66 200H69V198H66L65 197ZM113 199H115V198H113ZM142 199V198H141ZM149 199V198H148ZM160 199V198H159ZM181 199V198H180ZM204 199V198H203ZM202 199V200H203ZM210 198H208V200H209ZM230 199V198H229ZM261 199V198H260ZM259 199V200H260ZM64 200V199H63ZM66 200H64L65 202H66ZM153 200H154V198H153ZM162 200H163V197H162ZM167 200V199H166ZM166 200H165V204H166ZM198 200V199H197ZM212 200V199H211ZM39 201V200H38ZM47 201V200H46ZM45 201V202H46ZM75 201V200H74ZM97 201H99V200H97ZM169 201H171V200H169ZM182 201V200H181ZM205 201V200H204ZM203 201V202H204ZM207 201V200H206ZM219 201V200H218ZM69 202V201H68ZM78 202V201H77ZM76 202V203H77ZM118 202V201H117ZM138 202H140V200L138 201ZM152 202L153 203H155L154 201H152V199L150 198V202H148L149 203V205H147V208L149 209V210H153V205L154 204H152ZM158 202L159 203H161L159 200H158ZM158 202H156V203H158ZM207 202H209V201H207ZM79 203V202H78ZM81 203H83V202H81ZM80 203V205H82ZM144 203V202H143ZM155 203V204H156ZM158 203V204H159ZM163 203V202H162ZM227 203V202H226ZM97 204V203H96ZM120 204H122V207H121V205ZM141 204H142V201H141ZM198 204V203H197ZM214 204H216V203H214ZM229 204V203H228ZM67 205H68V203H67ZM71 205V204H70ZM69 205V206H70ZM157 205V204H156ZM156 205H154V206H156ZM170 205H172V204H170ZM174 205V204H173ZM177 205V204H176ZM176 205H174V206H176ZM213 205V204H212ZM261 205V204H260ZM77 206V205H76ZM82 206H84V205H82ZM95 206V205H94ZM159 206V205H158ZM162 206V205H161ZM166 206V205H165ZM173 206V207H174ZM216 206V205H215ZM177 207V206H176ZM195 207V206H194ZM204 207V206H203ZM223 207V206H222ZM257 207V206H256ZM77 208V207H76ZM79 208V207H78ZM97 208V207H96ZM157 208V207H156ZM161 208V207H160ZM214 208V207H213ZM74 209V208H73ZM88 209V208H87ZM183 209V208H182ZM224 209V208H223ZM232 209V208H231ZM33 210H35V209H33ZM37 210H39V209H37ZM53 210V209H52ZM154 210H156V209H154ZM164 210V209H163ZM178 210V209H177ZM180 210V209H179ZM1 211H3V210H1ZM41 210H39L38 211V213L40 212ZM84 211V210H83ZM89 211V210H88ZM91 211V210H90ZM89 211V212H90ZM93 211V210H92ZM95 211V210H94ZM160 211H162V210H159V212ZM171 211H173V210H171ZM181 211V210H180ZM200 212H201V210H199ZM198 211V212H199ZM214 211V210H213ZM5 212V211H4ZM65 212L67 213V216L66 217H68V216H71L72 218H73V221H74V219H75V215H72V214H69L68 212H67V210H65ZM79 212H81V211H79ZM192 212V211H191ZM200 212H199V214H197L196 213V215H197V217H198V215L200 216ZM206 212H207V210H206ZM229 212V211H228ZM231 212V211H230ZM264 212V211H263ZM41 213V217H43L44 216V213H42V212H40ZM39 213V214H40ZM54 213V212H53ZM81 213H83V212H81ZM85 213V212H84ZM87 213V212H86ZM90 213H92V212H90ZM157 213V212H156ZM162 213V212H161ZM168 213V212H167ZM173 213V212H172ZM180 213V212H179ZM195 213V212H194ZM209 214H210V212H208ZM212 213V212H211ZM213 213H215V212H213ZM233 213V212H232ZM254 213V212H253ZM5 214V216H11L12 218H13V216L10 214V215H7V212L6 213H4ZM61 214V213H60ZM93 214V213H92ZM149 214V213H148ZM164 214V213H163ZM169 214H170V212H169ZM178 214V213H177ZM182 214V213H181ZM183 214H185V213H183ZM229 214V213H228ZM246 214V213H245ZM36 215V214H35ZM62 215V214H61ZM85 215V214H84ZM99 215V214H98ZM123 215H124V217H123ZM159 215V214H158ZM171 216H173L172 214H170ZM204 215H206V214H204ZM216 215V214H215ZM227 215V214H226ZM225 215V216H226ZM233 215V214H232ZM247 215V214H246ZM4 216V217H5ZM162 216V215H161ZM192 216H194V215H192ZM191 216V217H192ZM209 215H207V217H208ZM228 216V215H227ZM38 217V216H37ZM158 217V216H157ZM164 217V216H163ZM176 217V216H175ZM185 217H187V218H190V217H188V216H186V214H185ZM217 217V216H216ZM248 217V216H247ZM63 218H64V216H63ZM92 218V217H91ZM102 218V217H101ZM151 218V217H150ZM159 218V217H158ZM157 218V219H158ZM193 218V217H192ZM191 218V219H192ZM203 217H201V219H202ZM244 218V217H243ZM250 218H252V217H250ZM249 218V219H250ZM89 219V218H88ZM93 219H96V218H93ZM103 219V218H102ZM155 219V218H154ZM153 219V220H154ZM157 219H156V221H157ZM161 219H162V217H161ZM186 219V218H185ZM209 219V218H208ZM249 219H246V220H249ZM64 220H66V219H64ZM91 220V219H90ZM169 220H171V219H169ZM175 220V219H174ZM187 220V219H186ZM194 220H195V218H194ZM200 220V219H199ZM198 220V221H199ZM203 220V219H202ZM228 220H229V218H228ZM97 221V220H96ZM95 221V222H96ZM105 221V220H104ZM158 221H159V219H158ZM157 221V222H158ZM164 221V220H163ZM162 221V222H163ZM177 221V220H176ZM209 221H210V219H209ZM227 221V220H226ZM230 221V220H229ZM250 221V220H249ZM98 222V221H97ZM157 222H155V223H157ZM201 222V221H200ZM202 222H204V221H202ZM201 222V223H202ZM251 222H252V224H253V226H254V231H256L257 229H260L259 228V226L257 225V227L258 228H256V226H255V223H254V221L253 220H251ZM34 223V222H33ZM174 223H175V221H174ZM200 223V224H201ZM210 223V222H209ZM216 223H218V222H216ZM227 223H229L228 221H227ZM106 224V223H105ZM196 224H197V222H196ZM219 224V223H218ZM245 223H243V225H244ZM12 226H14L13 224H11ZM16 225V224H15ZM130 225H131V227H130ZM157 225H159V224H157ZM175 225V224H174ZM213 225V224H212ZM216 225V224H215ZM232 225V224H231ZM107 226V225H106ZM160 226V225H159ZM164 226V225H163ZM170 226H172V225H170ZM184 226V225H183ZM211 226V225H210ZM239 226V225H238ZM83 225H81V228L83 229ZM160 227H162V226H160ZM164 227H166L167 228V226H164ZM186 227V226H185ZM195 227V226H194ZM208 227V226H207ZM212 227V226H211ZM218 227V226H217ZM217 227H215V229L217 228ZM227 227V226H226ZM15 228H17V226L15 227ZM113 228H114V230H115V225L113 226ZM198 228V227H197ZM233 228V227H232ZM162 229V228H161ZM174 229V228H173ZM189 229H191L190 227H189ZM188 229V230H189ZM208 229V228H207ZM207 229H206V231H207ZM221 229V228H220ZM219 229V230H220ZM234 229V228H233ZM241 229V228H240ZM21 230V233L23 232L22 231V229H20ZM157 230V229H156ZM159 230H160V228H159ZM162 230H164V229H162ZM167 230V229H166ZM192 230H194V229H192ZM200 230L202 231L203 229L202 228H200ZM209 230V229H208ZM246 230V229H245ZM244 230V231H245ZM99 231H101V230H99ZM217 231H218V228H217ZM216 231V233H219V232H217ZM236 231H237V229H236ZM247 231V230H246ZM245 231V232H246ZM251 231V230H250ZM258 231V230H257ZM102 232V231H101ZM155 232V231H154ZM176 231L174 230V233H175ZM191 232H193V231H191ZM204 232V231H203ZM209 232V231H208ZM222 232V231H221ZM220 232V233H221ZM230 232H232L231 230H230ZM233 232H235L234 230H233ZM240 232V231H239ZM241 232H243V231H241ZM252 232V231H251ZM20 233V232H19ZM100 233V232H99ZM164 233H166V232H164ZM163 233V234H164ZM173 233V232H172ZM196 233V232H195ZM204 233H206V232H204ZM220 233H219V236H220ZM223 233V232H222ZM221 233V234H222ZM247 233V232H246ZM245 233V234H246ZM24 234V233H23ZM26 234V233H25ZM151 234L152 233H150L149 235L151 236ZM156 234V232L153 234V235H155ZM203 234V233H202ZM201 234V235H202ZM213 234V233H212ZM228 234V233H227ZM231 234H234V236L236 235L237 236V234L236 233H231ZM33 235V234H32ZM102 234H100V236H101ZM156 235H158V232H157V234ZM155 235V236H156ZM173 235V234H172ZM193 235V234H192ZM196 235V234H195ZM215 235H217V234H215ZM225 235V234H224ZM243 235H244V232H243ZM252 235V234H251ZM105 236V235H104ZM103 236V237H104ZM166 236H168L167 235V233H166ZM169 236H170V234H169ZM187 236V235H186ZM206 236V235H205ZM208 236H210V235H208ZM222 236H223V234H222ZM250 235H248L247 237H249ZM259 236L261 237V239L263 240V243H264V230H263V228L260 230V232H259ZM15 237V236H14ZM142 237V238H143ZM145 237H146V234H145ZM158 237V236H157ZM199 237V236H198ZM197 237V238H198ZM216 237V236H215ZM227 237V236H226ZM225 237V238H226ZM238 237V236H237ZM240 237V236H239ZM246 237V236H245ZM244 237V238H245ZM251 237V236H250ZM17 238V237H16ZM101 238H102V236H101ZM150 238V237H149ZM154 238V237H153ZM156 238V237H155ZM168 238V237H167ZM166 238V239H167ZM194 238H196V236L194 237ZM202 238V237H201ZM200 238V239H201ZM208 238H210V237H208ZM212 238H213V235H212ZM211 238V239H212ZM252 238H253V236H252ZM103 239V238H102ZM104 239H105V237H104ZM144 239V238H143ZM158 240H159V238H157ZM187 239V238H186ZM190 239V238H189ZM192 239L193 238H191V240L190 241H192ZM206 239V238H205ZM216 239V238H215ZM219 239V238H218ZM228 239V238H227ZM231 239H233V237L231 238ZM239 238H237V240H238ZM243 239V238H242ZM247 239V238H246ZM105 240H107V239H105ZM137 241L139 240L138 238L136 239ZM150 240V239H149ZM188 240V239H187ZM111 241V240H110ZM157 241V240H156ZM165 241V240H164ZM167 241H169V240H167ZM189 241V240H188ZM199 241H201V240H199ZM209 241V240H208ZM211 241V240H210ZM218 241V240H217ZM231 241V240H230ZM239 241V240H238ZM243 241H244V239H243ZM246 241V240H245ZM134 242H136V241H134ZM148 242V241H147ZM160 242V241H159ZM196 242H198V240L196 241ZM202 242V241H201ZM213 242V241H212ZM215 242V241H214ZM225 242H227L228 243V240L226 241L225 240ZM234 243H235V241H233ZM251 242V241H250ZM93 243V242H92ZM156 243V242H155ZM157 243H158V241H157ZM217 243H219L220 244V242H217ZM224 243V242H223ZM230 243V242H229ZM228 243V244H229ZM232 243V242H231ZM240 243H241V241H240ZM242 243H244V242H242ZM247 243V242H246ZM253 243V242H252ZM147 245H148V247L145 245L144 246V248H145V250L147 251V253L151 250H148L149 249V244L150 243H146ZM158 244H161V243H158ZM164 244V243H163ZM163 244H161V246L163 245ZM172 244V243H171ZM170 244V245H171ZM203 245H204V243H202ZM202 244H200V245H202ZM214 244V243H213ZM226 244V243H225ZM228 244H226V246L228 245ZM236 245L237 244H239L238 242L237 243H235ZM109 245H110V243H109ZM153 245V243L150 245V247ZM157 245V244H156ZM174 245V248H175V245L176 244H173ZM202 245V246H203ZM206 245V244H205ZM216 245H218V244H216ZM236 245H235V247H236ZM244 245V244H243ZM94 246V245H93ZM180 246V245H179ZM186 246V245H185ZM253 246V245H252ZM254 246H256V245H254ZM92 247V246H91ZM147 247V248H146ZM159 247V249L161 248L159 245L158 246H156V248H158ZM212 247V246H211ZM224 246H222V248H223ZM230 247H232L231 245H230ZM233 247H234V245H233ZM238 247V246H237ZM241 247V246H240ZM258 247V246H257ZM114 248V247H113ZM140 248V247H139ZM163 248V247H162ZM174 248H173V250H174ZM181 248V247H180ZM212 248H214V247H212ZM93 249V248H92ZM158 249V250H159ZM171 250H172V247L170 248ZM177 249V248H176ZM208 249V248H207ZM219 249H220V247H219ZM229 250H230V248H228ZM235 249V248H234ZM239 249V248H238ZM241 249V248H240ZM239 249V250H240ZM153 250V249H152ZM157 250V251H158ZM178 250V249H177ZM184 250V249H183ZM202 250V249H201ZM215 250V249H214ZM217 250V249H216ZM224 250H226L225 248H224ZM254 250H255V248H254ZM155 251V250H154ZM166 251H169V250H166ZM165 251V253L163 252V255H162V252H158L159 254H155L154 255V257H152V255L151 256H149V257H146L149 261H152V260H155V261H157L158 262V264H159V262L161 261V260H163V262H164V264H167V260H168V258L169 257H171L170 255H167V252ZM175 251V250H174ZM188 251L189 250H187V252H186V254L188 253ZM222 251V250H221ZM177 252V251H176ZM201 252V251H200ZM204 251H202V253H203ZM218 252V251H217ZM223 252V251H222ZM229 252V251H228ZM142 253H143V251H142ZM154 253H156V252H154ZM153 253V254H154ZM190 254H191V251L189 252ZM207 253V252H206ZM206 253H203L202 255H206ZM216 253V252H215ZM214 253V254H215ZM224 253H225V251H224ZM224 253H223V256H224ZM231 253V252H230ZM137 254V253H136ZM183 254H184V252H183ZM208 254V253H207ZM233 254V253H232ZM237 254V253H236ZM146 255V254H145ZM177 255V254H176ZM188 255V254H187ZM201 255V254H200ZM216 255H218V254H216ZM228 256L230 255L229 253L227 254ZM138 256V255H137ZM178 256V255H177ZM185 256V255H184ZM190 256V255H189ZM207 256V255H206ZM205 256V258L208 260L209 259V257H212V256H209L208 255V257H206ZM214 257H215V255H213ZM220 256H222V255H220ZM239 256V255H238ZM261 256V255H260ZM144 257V256H143ZM172 258V257H171ZM191 258V257H190ZM225 258V257H224ZM227 258V257H226ZM233 258V257H232ZM257 258H258V256H257ZM256 258V259H257ZM136 259H137V257H136ZM144 259V258H143ZM143 259H141V260H143ZM192 259L195 261V264H201V262H200V260H198L197 259V256L195 255V254H193V257H192ZM203 259H204V257H203ZM205 259V260H206ZM212 259V258H211ZM215 259H216V257H215ZM236 259V258H235ZM255 259V260H256ZM183 260H184V258H183ZM183 260H182V262H183ZM213 260V259H212ZM217 260H218V257H217ZM221 260V259H220ZM226 260H228V259H226ZM229 260H230V258H229ZM237 261H239L238 259H236ZM259 260V259H258ZM187 261H189V260H187ZM219 261V260H218ZM218 261H217V263H218ZM139 262V261H138ZM142 262V261H141ZM191 262V261H190ZM216 261H214L213 263H215ZM224 262H225V259H224ZM257 262V261H256ZM259 262V261H258ZM226 263H229V262H227L226 261ZM225 263V264H226ZM233 263V262H232ZM125 264H127V262L125 261ZM138 264V263H137ZM150 264V263H149ZM184 264V263H183ZM194 264V263H193ZM209 264H211V262H209ZM221 264V263H220ZM233 264H235V262L233 263ZM236 264H237V262H236ZM260 264H264V261H262V263H260Z\"/></svg>",
  "mask_w": 264,
  "mask_h": 264
},
{
  "label": "snow or ice",
  "instance_id": "obj_3",
  "mask_svg": "<svg viewBox=\"0 0 264 264\" xmlns=\"http://www.w3.org/2000/svg\"><path fill=\"white\" fill-rule=\"evenodd\" d=\"M39 79V77H37ZM94 157L89 158L88 163L94 162ZM0 169H6L3 173L8 179L13 177L19 178L18 186L19 193L24 197L22 200H18L20 208L29 216L32 217L34 224L37 228L43 230L45 237V243L47 247H40V241L36 239L27 229H24L23 225H19L26 233V239L32 247L38 253H42L46 264H136L131 256V241L127 239L120 227L118 226V209L112 208L107 199L106 193L102 191L98 186L95 189L97 199L102 205L99 209V214L105 220L107 225V231L111 236V242L115 246V250L109 253L108 246L101 238L98 226L88 219L79 210H74L71 206L66 205L58 196L48 192V199L46 205H41L38 201L31 198L25 191V184L32 185L39 188L40 192L45 190L41 188L36 181L27 178L22 171L14 167L11 163L4 160L3 154L0 153ZM27 200V203H25ZM31 205L39 208L44 216L37 218L30 210ZM55 208L58 213L63 214L65 210L68 213L75 214V219L71 216L66 217L70 222H65L54 215L52 209ZM0 216H5L4 213H0ZM9 223L15 225L16 221L11 216H5ZM83 225V229L81 228ZM115 225V230L113 226ZM131 227V225H130ZM91 238L94 243V255H88L87 238ZM140 247L145 246V242L142 238V234H138ZM0 241L3 242L2 251H0V264H32L31 261L26 260L23 256V251L16 241L15 237L10 231H7L3 224H0ZM162 248V255H163ZM145 264H149L146 258ZM150 264H158L157 261L152 260ZM159 264H164L163 260ZM167 264H179V261H174L171 257L168 258Z\"/></svg>",
  "mask_w": 264,
  "mask_h": 264
}]
</instances>
